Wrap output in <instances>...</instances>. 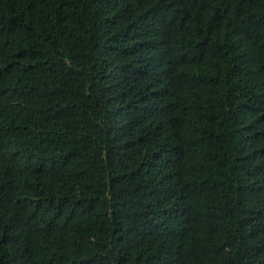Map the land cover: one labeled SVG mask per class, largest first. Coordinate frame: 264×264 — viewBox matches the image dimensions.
I'll use <instances>...</instances> for the list:
<instances>
[{
	"label": "trees",
	"instance_id": "1",
	"mask_svg": "<svg viewBox=\"0 0 264 264\" xmlns=\"http://www.w3.org/2000/svg\"><path fill=\"white\" fill-rule=\"evenodd\" d=\"M0 264H264V0H0Z\"/></svg>",
	"mask_w": 264,
	"mask_h": 264
}]
</instances>
